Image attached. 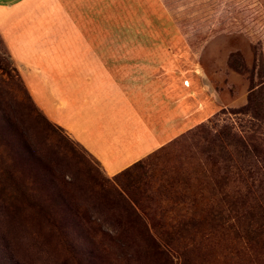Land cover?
Returning a JSON list of instances; mask_svg holds the SVG:
<instances>
[{"label": "rangeland", "instance_id": "1", "mask_svg": "<svg viewBox=\"0 0 264 264\" xmlns=\"http://www.w3.org/2000/svg\"><path fill=\"white\" fill-rule=\"evenodd\" d=\"M21 8L12 35H0L9 72L0 70V264H264V237H232L214 225L165 241L176 207L161 187L206 157L200 134L187 137L199 124L264 144V125L239 112L250 89L264 84V0H26ZM87 45L154 48L105 56L168 62L170 103L182 90L193 125L113 176L50 116V85L65 104L67 64L80 62L72 52ZM231 177L225 201L244 194ZM118 192L130 197L157 252L128 223ZM202 194L222 198L208 186Z\"/></svg>", "mask_w": 264, "mask_h": 264}, {"label": "crops", "instance_id": "2", "mask_svg": "<svg viewBox=\"0 0 264 264\" xmlns=\"http://www.w3.org/2000/svg\"><path fill=\"white\" fill-rule=\"evenodd\" d=\"M25 3L0 0L2 37L12 35L11 27ZM76 50L72 53L81 54V60L67 64L65 104L58 88L50 85L49 94L55 102L50 116L106 175L118 174L193 126L186 124L182 90L178 89L176 101L170 103L168 62L147 56L124 60L105 56L153 54L154 48L87 45Z\"/></svg>", "mask_w": 264, "mask_h": 264}, {"label": "trees", "instance_id": "3", "mask_svg": "<svg viewBox=\"0 0 264 264\" xmlns=\"http://www.w3.org/2000/svg\"><path fill=\"white\" fill-rule=\"evenodd\" d=\"M6 67L0 60V70L9 75ZM239 112L248 114L252 120L264 125V84L250 89L247 104ZM196 133H199L200 139L207 144L206 157L200 164H196L194 170L186 171L180 178L169 177L161 186L166 191L164 201L170 203L171 207H176L171 210L172 213L167 219L170 231L163 235L165 241L183 238L188 230L213 225L232 237H240L241 233L242 237L246 236L248 240L261 239L264 237V144L253 143V135H240L227 126L211 132L199 124L187 137H194ZM155 153L157 152H153ZM219 164L222 173L215 178L212 170L218 171ZM134 166L140 167L141 162H136L131 168ZM230 174L231 180L240 183L244 189V194H239L235 201H225L228 192H225L224 188L228 185L226 183ZM205 186L221 192L222 198L213 201V196H204L202 189ZM116 195L124 208L128 223L138 227V236L157 252L155 250L159 244L130 204V197L126 198L119 192ZM112 229L106 227L109 234L114 232L115 236H122ZM109 234L105 233L106 236ZM155 235L162 237L158 233Z\"/></svg>", "mask_w": 264, "mask_h": 264}, {"label": "built area", "instance_id": "4", "mask_svg": "<svg viewBox=\"0 0 264 264\" xmlns=\"http://www.w3.org/2000/svg\"><path fill=\"white\" fill-rule=\"evenodd\" d=\"M186 84V82H184V85Z\"/></svg>", "mask_w": 264, "mask_h": 264}]
</instances>
